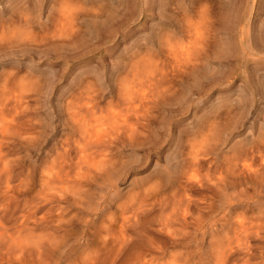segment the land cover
<instances>
[{"label": "rangeland", "instance_id": "rangeland-1", "mask_svg": "<svg viewBox=\"0 0 264 264\" xmlns=\"http://www.w3.org/2000/svg\"><path fill=\"white\" fill-rule=\"evenodd\" d=\"M263 167L264 0H0V264H264Z\"/></svg>", "mask_w": 264, "mask_h": 264}, {"label": "bare ground", "instance_id": "bare-ground-1", "mask_svg": "<svg viewBox=\"0 0 264 264\" xmlns=\"http://www.w3.org/2000/svg\"><path fill=\"white\" fill-rule=\"evenodd\" d=\"M76 8V7H75ZM73 9V8H72ZM78 9V8H77ZM77 9H76V15L77 14H81V13H83L82 11H78L77 12ZM63 10V9H62ZM67 10V13H72V11H71V8L68 10V9H66ZM75 10V9H74ZM85 10V9H84ZM62 12H64V14H65V10H63ZM97 12L98 11H96L95 13L97 14ZM75 12H73L71 15H73ZM92 13H94L93 11H92ZM95 14V15H96ZM67 15V17H68V14H66ZM87 15H90V14H87ZM93 15V14H92ZM94 16V15H93ZM92 16V17H93ZM69 18V17H68ZM71 18V17H70ZM76 18V17H75ZM74 21V20H73ZM76 23V22H75ZM65 24V23H64ZM69 25V24H68ZM71 26L73 25V24H70ZM69 25V26H70ZM76 25V24H75ZM74 26H72V28H73ZM76 27V26H75ZM59 29H60V27H59ZM63 29V28H62ZM65 29V28H64ZM77 29V28H76ZM67 31H68V29H66ZM72 31L73 32V30L71 29V28H69V31ZM75 30V29H74ZM62 32L61 33H63V32H65L64 30H61ZM66 31V32H67ZM75 32V31H74ZM190 32V31H189ZM77 33V32H76ZM25 34V33H24ZM72 34V33H71ZM71 34H68L69 35V38L71 39ZM18 35V34H17ZM63 35V34H62ZM67 35V34H66ZM65 34H64V36H66ZM71 36V37H70ZM74 36V35H73ZM23 37V36H22ZM68 37V36H67ZM12 38V37H11ZM198 38H199V36H198ZM195 39V38H194ZM10 40V39H9ZM7 41H8V39H7ZM18 42H20V41H18ZM211 42V41H210ZM7 44H8V42H6ZM16 43V42H15ZM14 43V44H15ZM168 43V42H167ZM199 43H201L200 41H199ZM10 44H12V43H10ZM18 44V43H17ZM164 44V43H163ZM196 44H198V41H196ZM5 45V44H4ZM172 45H173V42H172ZM167 47V46H166ZM180 47H181V45H180ZM207 47V46H206ZM172 48H174V47H171V45H170V48L169 49H167V51L168 50H170L171 51V55L174 57V60H175V62H176V64L178 65L179 64V66H181V65H186V66H188L189 65V63H191L192 62V60L190 59V57H189V53L188 54H185L184 52H187V50H185V51H182V52H180V51H177V50H174V49H172ZM176 49V48H175ZM188 52H191V47L189 48V46H188ZM195 49H196V47H195ZM206 49V48H205ZM169 51V52H170ZM206 51V50H205ZM204 53H206V52H204ZM196 54V53H195ZM191 55V54H190ZM193 55V54H192ZM191 55V56H192ZM184 56V57H183ZM196 56V55H195ZM195 59V58H194ZM197 59H198V57H197ZM197 59H195V60H197ZM199 60V59H198ZM190 61V62H189ZM202 62V61H201ZM173 63V62H172ZM193 64L191 65L190 64V67L192 68V70H193V68H196V69H198V64H197V61L196 62H192ZM199 64H201V63H199ZM202 66V65H201ZM174 67V66H173ZM178 67V66H177ZM189 66L187 67V68H190ZM184 68H185V66H184ZM184 68H182L181 70H183ZM204 68V65L202 66V69ZM207 68H209V67H206V69ZM175 69V68H174ZM186 69V68H185ZM199 69H200V66H199ZM198 69V70H199ZM211 69H213V68H211ZM184 71V70H183ZM210 71V70H209ZM209 71H207V72H209ZM179 73V72H178ZM187 73V72H186ZM205 73V72H204ZM147 76H149V75H147ZM147 76H146V78H147ZM165 76V75H164ZM153 79H154V77H153ZM153 79H151L152 81H154ZM207 79H209L208 77H207ZM149 80H150V78H149ZM151 80H150V82H151ZM190 80V79H189ZM211 80V79H210ZM214 80V79H213ZM155 82V81H154ZM154 82H153V85L155 86V84H157L156 82H155V84H154ZM140 83V82H139ZM139 83H138V86H139ZM143 82H141V84H142ZM144 83H146V82H144ZM167 85V84H166ZM149 87H152L151 86V83H150V85H149ZM164 87V86H163ZM172 87V86H171ZM139 88H140V86H139ZM141 88H142V86H141ZM160 88V87H159ZM159 88H158V90H159ZM161 88H162V86H161ZM88 90V89H87ZM86 90V91H87ZM121 90V89H120ZM154 90V89H153ZM152 90V91H153ZM158 90H157V92H158ZM165 90H169V88H165L164 90H162V92L164 93V91ZM253 90V89H252ZM89 91V90H88ZM95 90H93V92H94ZM171 91H173V90H171ZM145 92H147V90H145ZM154 92V91H153ZM152 92V93H153ZM156 92V91H155ZM157 92L155 93V95H157V96H159V94H160V90H159V93L157 94ZM167 92V91H166ZM177 92V91H176ZM148 93V92H147ZM143 94L141 97H143L144 99L143 100H145V101H142L141 102V104L139 103V101H138V103L140 104V105H133L132 104V106H135V108L133 109H131V110H134V113H135V116H136V119H137V116L139 115V116H142L144 119H145V117L147 118L148 116H150V113H152L151 115L152 116H155V112L157 111V110H155L154 111V109L156 108L155 106H156V100H154L152 97L154 96V95H148V94ZM178 93V92H177ZM93 94V93H92ZM98 94V93H97ZM120 94H121V92H120ZM123 94V93H122ZM126 94V93H125ZM131 94V93H130ZM165 94V93H164ZM169 94V93H168ZM87 95H90V93L88 92V94ZM173 95V94H172ZM94 96H95V92H94ZM93 95H92V100L93 99H95V98H93L94 97ZM124 96V95H123ZM156 96V97H157ZM165 96V95H164ZM164 96H163V98H164ZM171 96V95H170ZM96 97V96H95ZM121 97H122V95H121ZM161 97H162V95H161ZM160 97V99H162ZM169 97V96H168ZM159 98V97H158ZM170 98V97H169ZM98 99V98H97ZM135 99V98H134ZM166 99V98H165ZM96 102V99L95 100H93V102ZM129 102L130 101H132V100H128ZM126 102V101H125ZM137 102V101H136ZM130 103H132V102H130ZM93 104V103H92ZM97 104V103H96ZM122 105L123 104H125V103H121ZM131 105V104H130ZM93 106H94V104H93ZM91 107V108H94V107ZM127 106V105H126ZM89 107V106H88ZM125 107V106H124ZM128 107V106H127ZM129 107H131V106H129ZM98 108H99V106H98ZM162 108V107H161ZM232 108V107H231ZM88 109V108H87ZM95 109V108H94ZM74 110V109H73ZM79 110V109H78ZM97 110V109H96ZM231 110H233V109H231ZM125 111V110H124ZM90 112V111H89ZM158 112V111H157ZM127 113V112H126ZM133 113V112H132ZM147 113H148V115H147ZM153 113H154V115H153ZM227 113H229V110H227ZM72 114V113H71ZM93 114H94V110H93ZM119 114H121V113H118V115ZM123 114V113H122ZM138 114V115H137ZM157 114V113H156ZM75 115V114H74ZM110 116H107V119H108V117H110V122H111V119H112V117H111V114H109ZM117 115V114H116ZM94 116H95V114H94ZM115 117H117V116H115ZM105 119H106V116L104 117ZM142 118V119H143ZM150 118H154V117H150ZM99 119V118H98ZM113 119H114V115H113ZM125 119H127L126 117H125ZM125 119H121L123 122H124V120ZM95 120V119H94ZM94 120H93V122H94ZM97 120V119H96ZM115 120V119H114ZM119 119H117V121H118ZM140 120V119H139ZM135 121L134 123L131 121V123H133V124H131L130 122H128V125L126 124V122L127 121H125V124L126 125H124V123H123V126L122 125H119V123H116L117 121L115 120V122H114V124L116 123L117 125H114L113 123H112V125L114 126L113 127V130H112V128L108 131V132H110L111 130H112V136L115 138H111V137H109V139L107 140H105L104 138H103V136L104 137H106L105 135L108 133L107 131H106V133H105V135H103V133L101 134V132H100V135H99V133H98V131H97V135L96 134H93V131H94V129H93V131L92 132H90V133H92L91 135H93V136H91L89 133H87V131H85L86 132V137L84 138V141H85V145H84V147L83 148H81V149H84L85 147H90V149H92V151H93V154H95L96 152H100V153H102V156L105 154V155H108L107 153H109V156H110V152L109 151H111V148H112V146H114L116 143H115V141H116V139H117V141H118V139H119V142H121V141H124L125 139L123 138V136L124 135H129L128 137L130 138V137H132V139L135 137V135H141V136H138V138L140 137H143L144 139H145V136H147L148 134L146 133V135L144 134L145 132H147L146 130H147V124L148 123H143V122H146L145 120H142V121ZM92 121V120H91ZM91 121H90V124H91V126H92V124L93 123H91ZM128 121H129V118H128ZM99 122V121H98ZM113 122V121H112ZM137 122H139V123H137ZM148 122H150L149 120H148ZM152 122V121H151ZM156 122V121H155ZM97 123V122H96ZM130 123V124H129ZM137 123V124H136ZM86 126V125H85ZM92 128H94L93 126H92ZM86 130V129H85ZM89 130V129H88ZM102 132H104V130L102 131ZM94 133H96V131L94 132ZM111 133V132H110ZM83 134V133H82ZM88 134H89V136H88ZM85 135V134H84ZM96 137H95V136ZM102 135V136H101ZM108 135V134H107ZM110 135V134H109ZM133 135V136H132ZM151 136H152V134H150ZM94 139H93V138ZM108 137V136H107ZM73 138V137H72ZM111 138V139H110ZM120 138H123L124 140H121L120 141ZM66 139V138H65ZM69 138L67 137V140H68ZM114 139V140H113ZM66 140V142L69 144V142ZM74 140V139H73ZM76 140H78V139H76ZM127 140V139H126ZM69 141H70V139H69ZM72 141V140H71ZM65 142V143H66ZM75 142L76 141H74V144H75ZM81 142V141H80ZM65 143H63L64 145H65V147H64V149L65 148H67L66 147V145L67 144H65ZM115 143V144H114ZM71 144V143H70ZM79 144V143H78ZM76 145L75 144V146H77L76 148L75 147H73V148H75V149H78L79 147V145ZM120 144V143H119ZM248 145V144H247ZM69 146V145H68ZM74 146V145H73ZM116 146V145H115ZM70 148V147H69ZM72 149V148H71ZM67 150H68V148L66 149V152H67ZM74 150V149H73ZM72 150V151H73ZM86 150H87V148H85L84 150H81V151H84V153L86 152ZM80 151V149H79V153L81 152ZM113 151V150H112ZM65 152V153H66ZM77 152H78V150H77ZM105 152H107V153H105ZM197 153H198V151H196ZM63 153V154H62ZM61 154L62 155H64V150H63V152H62ZM69 153H70V151H69ZM79 153H78V155H79ZM82 153V152H81ZM84 153H82V158H81V160H80V157L78 156V158H79V160H80V163L81 162H83L82 160H84L85 158H86V161H87V158L89 157L87 154H85V155H87V156H85V158H83L84 157ZM112 153V152H111ZM248 153V152H247ZM74 154V153H73ZM90 154V153H89ZM98 154V153H97ZM193 154H195L194 152H193ZM199 154V153H198ZM69 155H71V154H69ZM68 155V156H69ZM105 155H104V157H105ZM242 155V154H241ZM66 156V155H65ZM65 156H63V159L65 160V159H67L68 158V160H69V157L67 156L66 158H64ZM74 156H76V155H74ZM73 156V157H74ZM80 156H81V154H80ZM98 156H99V154H98ZM71 157L72 156H70V159H71ZM111 157V156H110ZM110 157H108V160L109 159H111ZM113 157H115V156H113ZM112 157V158H113ZM117 157V156H116ZM196 157V156H195ZM195 157H193L194 159H196V160H194L193 162V165H195L196 163H195V161H197V158H195ZM238 157H239V155H238ZM241 157V156H240ZM245 157V156H244ZM94 158V157H93ZM102 159V161H104V159L103 158H101ZM101 159H100V161L98 162V163H100L101 162ZM242 159V158H241ZM79 160H78V162H79ZM108 160L106 159V161L105 162H108ZM113 160H114V158H113ZM193 160V159H192ZM66 161V160H65ZM90 161H92L93 162V160H91L90 159ZM90 161H89V163H90ZM110 161V160H109ZM70 162H71V160H70ZM73 162V161H72ZM76 162H77V160H76ZM115 162V161H114ZM118 162V161H117ZM236 162H238V161H236ZM250 162V161H249ZM74 164H75V160H74V162H73ZM97 163V162H96ZM192 163V162H191ZM199 163V162H198ZM64 164V163H63ZM69 164V163H68ZM78 163H76V165H77ZM94 164V165H93ZM93 164H89V166H88V163H87V167H88V169H89V167L91 166V165H93V167H95L96 165H95V162L93 163ZM245 164H246V162H245ZM245 164H244V166H245ZM248 164V163H247ZM65 165V164H64ZM85 165L86 164H84V168H85ZM60 166H62L61 164H60ZM59 166V167H60ZM70 166H73V164H71ZM78 166H79V164L75 167V165H74V168H77L76 170H77V173L78 174H80L79 172H78V169L80 170V168H78ZM81 166H83V164H81ZM249 166H252V165H249ZM80 167V166H79ZM64 166H63V171H64ZM249 168V167H248ZM251 168V167H250ZM264 168V167H263ZM87 169V168H86ZM87 169V170H88ZM91 169V168H90ZM264 171V170H263ZM66 172H67V170H66ZM185 172V170L182 172V173H184ZM262 172V171H261ZM64 173H65V171H64ZM67 173H69V172H67ZM67 175V174H66ZM69 175H70V173H69ZM68 175V176H69ZM263 175V174H262ZM261 175V176H262ZM83 176V175H82ZM190 185H191V183H190ZM185 187H186V185H185ZM61 190H63V189H61ZM64 191V190H63ZM187 191V190H186ZM63 193V192H62ZM64 193H65V191H64ZM64 193H63V195H64ZM60 194H61V192H60ZM63 195H61L62 196V198H63ZM67 195V194H66ZM64 198H65V195H64ZM66 198H67V196H66ZM68 199V198H67ZM58 200H59V196H58ZM59 203V202H58ZM60 206H62L61 204L59 205V209H61V210H63V207H60ZM58 209V210H59ZM65 213V212H64ZM68 214V213H67ZM66 215V214H65ZM64 217V216H63ZM134 219V218H133ZM133 219L131 220H129V221H132L133 222ZM125 221V220H124ZM127 221V220H126ZM124 223V222H123ZM59 224V223H58ZM125 224V223H124ZM63 225V224H62ZM61 225V226H62ZM67 225V224H66ZM89 226V225H88ZM121 227H123L122 225H121ZM59 228V227H58ZM124 228V227H123ZM124 230V229H123ZM124 233V232H123ZM118 236V235H117ZM123 236V235H122ZM125 236H123V238H124ZM123 238H120V234H119V236L118 237H116V239H115V237H114V240H116L115 242H116V244L117 245H121L122 243H124V242H126ZM127 239V238H126ZM113 240V241H114Z\"/></svg>", "mask_w": 264, "mask_h": 264}]
</instances>
